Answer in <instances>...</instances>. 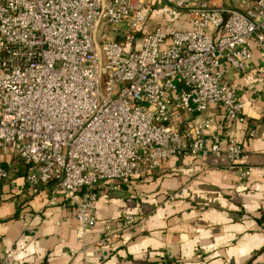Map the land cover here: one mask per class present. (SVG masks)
Listing matches in <instances>:
<instances>
[{
    "label": "built area",
    "instance_id": "built-area-1",
    "mask_svg": "<svg viewBox=\"0 0 264 264\" xmlns=\"http://www.w3.org/2000/svg\"><path fill=\"white\" fill-rule=\"evenodd\" d=\"M132 38L139 49L127 53ZM255 48L264 49V0H0V193L26 169L31 196L46 189L49 207L74 210L81 249L70 253L86 257L97 185L182 156L240 165L243 148L209 135L208 114L246 124L226 72L244 74ZM254 173L264 165L239 179ZM120 221L98 248L147 230L144 219Z\"/></svg>",
    "mask_w": 264,
    "mask_h": 264
},
{
    "label": "crops",
    "instance_id": "crops-1",
    "mask_svg": "<svg viewBox=\"0 0 264 264\" xmlns=\"http://www.w3.org/2000/svg\"><path fill=\"white\" fill-rule=\"evenodd\" d=\"M226 81L247 122L229 125L211 111L209 135L243 148L237 168L225 156H182L140 179L97 185L86 257L70 253L81 249L74 210L49 207L46 189L31 196L21 169L0 193V264H264V176L239 179L242 168L264 165V49L253 50L244 74L226 72ZM125 214L144 219L146 232L131 230L98 248L102 232L118 230Z\"/></svg>",
    "mask_w": 264,
    "mask_h": 264
},
{
    "label": "rangeland",
    "instance_id": "rangeland-1",
    "mask_svg": "<svg viewBox=\"0 0 264 264\" xmlns=\"http://www.w3.org/2000/svg\"><path fill=\"white\" fill-rule=\"evenodd\" d=\"M138 49H139V41L137 39L132 38L130 39V41L127 42L126 44L127 53H133L135 51H138Z\"/></svg>",
    "mask_w": 264,
    "mask_h": 264
},
{
    "label": "trees",
    "instance_id": "trees-1",
    "mask_svg": "<svg viewBox=\"0 0 264 264\" xmlns=\"http://www.w3.org/2000/svg\"><path fill=\"white\" fill-rule=\"evenodd\" d=\"M197 120L193 119L189 126H192ZM26 173V169H22Z\"/></svg>",
    "mask_w": 264,
    "mask_h": 264
}]
</instances>
